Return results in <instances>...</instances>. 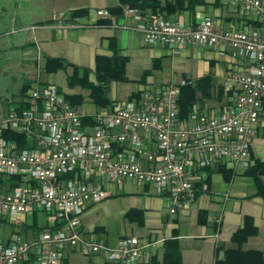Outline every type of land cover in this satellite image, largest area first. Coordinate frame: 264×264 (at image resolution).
<instances>
[{
  "label": "built area",
  "instance_id": "2783aa9c",
  "mask_svg": "<svg viewBox=\"0 0 264 264\" xmlns=\"http://www.w3.org/2000/svg\"><path fill=\"white\" fill-rule=\"evenodd\" d=\"M228 1L252 14L258 25L223 27L217 19L205 17L192 26L124 8L136 22L124 27L139 31L149 44L166 45L174 55L195 46L218 48L221 54L230 52L247 61L246 67L232 68L222 80L231 101L218 109H194L182 119L178 98L187 83L182 80L117 102L89 123L55 84L38 81L23 108L0 119V218L17 223L42 211L62 223L61 228L42 230L31 238L14 233L0 241V264H24L32 256L30 264H62L68 246L87 255L104 252L109 264H137L145 249L138 237L122 238L111 246L82 233L86 206L108 196L102 187L90 186L87 178L99 175L114 182L153 184L159 192L169 191L179 204L194 196V161L200 168L216 162L234 170L252 165V140L264 108V0ZM97 15L111 13L99 9ZM68 17L66 12L53 14L62 25ZM6 130L23 133L32 144L20 147L17 140L4 136Z\"/></svg>",
  "mask_w": 264,
  "mask_h": 264
},
{
  "label": "crops",
  "instance_id": "0c3cea01",
  "mask_svg": "<svg viewBox=\"0 0 264 264\" xmlns=\"http://www.w3.org/2000/svg\"><path fill=\"white\" fill-rule=\"evenodd\" d=\"M67 5L34 11L32 30L34 40L49 56H61L79 67L92 70L89 79L96 82L94 69L96 56L118 53L128 57V81L137 83L129 98L137 99L143 90H160L169 83L194 81L212 74L216 89L234 67H246L247 61L234 58L230 52L221 54L217 49L188 46L174 55L161 43L149 44L139 31L123 25H134L131 16H98L97 10L113 7L118 0H67ZM87 9L83 16L53 20V14ZM205 17H213L223 27L253 28L258 25L252 14L228 0H205L193 11L185 10L172 18L195 26ZM72 24L81 26L73 27ZM34 26V29L32 27ZM113 40V41H112ZM39 48V49H40ZM146 71H149L146 73ZM112 81L110 88H116ZM123 82V81H122ZM89 91V90H88ZM69 94H82L76 109L85 117L95 118L101 109L90 98L89 92L74 88ZM133 96V97H132ZM113 106L118 99L108 96ZM231 96H229V101ZM205 110V109H200ZM104 111V110H102ZM211 111V110H209ZM260 124L252 140L253 162L248 168L236 170L224 162L200 168L196 161L190 167L194 180V196L176 204L169 191L159 192L153 184H141L130 179L110 181L106 176L87 178L90 186H100L108 196L98 203L86 206L81 216V231L95 235L108 245H116L122 238L136 236L145 244L144 253L137 264H174L173 250H180L182 264H215L223 250L230 247L233 233L243 226L245 216H250L258 233L249 237L244 247L260 250L264 254V108ZM93 123V122H89ZM117 150V149H115ZM174 208L175 212H170ZM35 213L24 217L0 241H8L25 225L33 224ZM10 222L7 219L0 220ZM25 238L36 235L21 234ZM221 246V248H219ZM220 249V250H219ZM62 264H109L104 252L83 254L78 248L64 250ZM176 264V263H175ZM264 264V262H263Z\"/></svg>",
  "mask_w": 264,
  "mask_h": 264
},
{
  "label": "trees",
  "instance_id": "16d2710c",
  "mask_svg": "<svg viewBox=\"0 0 264 264\" xmlns=\"http://www.w3.org/2000/svg\"><path fill=\"white\" fill-rule=\"evenodd\" d=\"M204 3L205 0H118V4L109 7L108 11L111 15L120 17L124 14L125 6H131L141 10L145 16L160 15L166 18H172L185 10L193 11L197 5ZM87 13V9H76L70 12L69 18L74 19L86 15ZM127 60L128 57L119 54L116 48L114 49V54L112 56L97 55L96 66L94 69L97 79L96 82L89 79L90 73L92 72L90 68L79 67L64 58L48 57L46 65L50 70L67 69L68 67H72L73 74L69 76L70 86H80L84 89H88L92 101L98 107L105 108L113 105L108 97L110 83L112 81L124 82L129 80L126 75ZM148 72L149 71H146V73ZM222 92V87H217L216 89L215 78L212 74H207L194 81L187 82L185 85L181 86L178 98L180 117L182 119L187 118L194 110V105L199 103L202 99H216V97L222 99ZM65 98L67 102L75 108V106L78 105L77 103H81L83 96L82 94H66ZM25 105L26 103L22 100L17 104L15 109H22ZM90 121L94 122L93 116L84 117V122ZM4 136L9 139L17 140L20 147H27L32 144L31 140L26 138L23 133L14 130H6ZM259 163L264 168V162ZM67 176H71V174L66 175V177ZM11 178L14 179L15 177ZM260 192L264 197V191L262 190ZM0 220L4 219L0 218ZM61 227L62 223L55 220L52 225H44L40 227L36 234L42 230H56ZM257 233L258 228L254 224L253 219L246 215L243 226L233 233L230 247L223 250L222 257H218L215 264H263L264 254L262 251L246 249L244 247L249 237L256 235ZM173 246H176L177 249L176 251H172L173 256L176 258L175 261L173 258L172 262L174 264H182L180 250L177 245H172V249ZM219 248H221V246ZM34 260L35 257L32 256L31 260L24 264H30L31 261Z\"/></svg>",
  "mask_w": 264,
  "mask_h": 264
},
{
  "label": "rangeland",
  "instance_id": "374dc122",
  "mask_svg": "<svg viewBox=\"0 0 264 264\" xmlns=\"http://www.w3.org/2000/svg\"><path fill=\"white\" fill-rule=\"evenodd\" d=\"M67 3V0H0V119L20 101L25 100L38 81L55 84L63 95L69 94L74 88L89 92L80 86H70L69 76L73 74L72 67L59 70H50L47 67L48 57L61 56L45 54L36 44L32 30L29 29L35 22L34 11L42 7L44 10L58 5L65 7ZM136 88L137 83L134 81L117 82L115 89L110 88L108 96L117 98V102L126 103L134 99L129 98L128 94ZM229 96L230 94L223 90L222 99L217 97L202 99L194 105V109L216 110L228 103ZM113 107L112 105L101 108L98 112L111 111ZM53 222V216L46 212H37L33 224L25 225V231L24 227L19 226L18 232L32 235L40 227L52 225ZM16 225L0 221V240L2 234L10 233Z\"/></svg>",
  "mask_w": 264,
  "mask_h": 264
}]
</instances>
